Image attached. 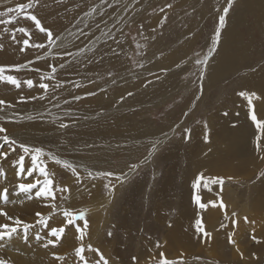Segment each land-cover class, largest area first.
Wrapping results in <instances>:
<instances>
[{
	"label": "bare ground",
	"instance_id": "obj_1",
	"mask_svg": "<svg viewBox=\"0 0 264 264\" xmlns=\"http://www.w3.org/2000/svg\"><path fill=\"white\" fill-rule=\"evenodd\" d=\"M113 1L115 4L125 3V8H121L116 17L117 23H120L124 16L132 19L145 9L147 12L148 9L147 3L142 0ZM187 1L180 0V3L184 4ZM178 2L176 1L174 6ZM234 2H236L235 10L230 12L229 21L225 18L213 56L210 61L208 60L209 62L207 61L209 65L205 79L208 82H218L227 77L238 69L239 63L244 60L246 44L244 42L241 45V37L238 36L241 34L239 29L242 26L250 34L251 40L256 32L253 28L257 30L259 36L264 37V0H234ZM28 3L31 5L34 3L27 9L36 16L43 28L51 31L53 38L50 41L45 31L44 36H36V40L29 41L33 44L39 41L43 47H40L38 55L19 63L17 56L21 53H18V50H21L20 47L23 48L25 37L18 34L17 29L8 30V33L13 34L11 43H15V47L11 48L9 53L10 55L11 52L12 55L14 53V56L7 57L8 61L5 62L7 66L1 64L0 66L19 72L30 70L34 75L29 73L24 79L28 77V80L36 85L33 83L35 94L32 95L33 90L27 87V83L23 84L22 80L19 81V88L7 82L0 83V101L5 102L0 105V117H3L0 119V128L6 129L5 132L0 133V146H2L0 151L8 153L7 158L0 159V194L7 189V201L0 198V210L32 227L26 233L21 227L10 238L0 240V260L5 261L6 264H96L102 255L108 264H159L163 253L165 259L176 261L177 264H264V172L262 171L264 170V130H258L250 116V113L255 114L258 121L264 122V59L259 66L253 67L248 75H243L239 86L234 87L235 91L228 96L233 102V107L218 101L216 110L206 115V124L196 123L191 130L188 149L184 151L179 149L184 143L183 138L177 141L174 132L175 127L182 128L184 124L181 123L185 119L182 122L173 121L169 126L168 121L164 120L166 123L159 128L150 122L147 123L148 117H145L141 110L127 109L126 112L123 109L110 112L112 108L108 109V106L116 96L125 95L141 85H144L145 91H142V95L149 93L150 97H155L156 104L168 98L173 90L181 89L183 83L177 82V76L185 70L186 63L192 61L186 60V54L193 40L181 44L183 47L179 55H176L177 53L174 55V51L164 53L163 57L141 68V71L131 70V75L127 77L128 75L124 76L127 72L124 69L128 68V59L125 55L127 43L117 34L102 30L104 25L96 26L101 29L97 41L88 42L85 37L80 40L81 42L79 41L80 44L72 41L69 46L64 47L69 36L67 30L80 20L95 19V9L98 6L81 14L83 4L88 7L86 0H0V13H4L0 19L2 21L11 19V16H14L11 14L19 5ZM136 8L130 18V12ZM169 8L167 6L164 11L167 12ZM211 8L219 12L216 6ZM8 9H13L11 14L8 13ZM103 11L104 9L101 13ZM162 13L163 11H157L152 18L153 25L151 19L146 20V25L149 24L150 28L151 25L154 26ZM24 15L25 11L14 17L21 19ZM145 16L147 19V15ZM247 16L251 22L248 21ZM28 25L32 27L35 23ZM84 43L87 47L82 46ZM90 48L97 50L100 55L97 59L108 61L106 64L116 66L118 71H122L119 72L118 82L122 80L124 84L127 83L129 89L116 92L106 90L103 84L96 80V72L99 68L97 63L89 64L84 59L82 62H77L79 64H73L90 53ZM74 49L75 51H72ZM111 49L113 53L110 56ZM75 52L77 56L73 60ZM70 54L72 56L68 57ZM6 56L3 55L2 59ZM66 58L70 63H63ZM38 64H43V67ZM40 73H43L40 80L32 79V75L37 76ZM5 75L9 74L5 73ZM40 83L47 84L48 87L41 88ZM140 92L138 93L137 89L136 93L132 95L129 93L130 98L122 104L126 101L135 103L136 98L142 96H139ZM240 93L249 95L255 93L257 98L252 100L251 107L247 96H242ZM140 98L139 100L142 99ZM259 100L263 101L259 102ZM30 109L36 112L33 113ZM207 110L205 109L206 112ZM133 115L138 118L133 120ZM187 120L190 124L193 122V119ZM203 125L210 130L207 134V142L204 138L206 131L202 132ZM69 134L71 136H68ZM5 135L17 143L11 147L5 144L2 139ZM19 144L40 148L46 154H51L60 160V165L67 161L72 166L68 167V170L61 169L59 164L57 165L47 155L40 158L49 178L53 181V197H36L35 192L39 185L29 193L20 192L17 189V182H12L16 181V178L19 179L16 174L18 172L10 166L13 160H17V156L12 155L14 152L12 149H17L19 153L22 150ZM45 146L50 149L47 150ZM147 147L149 151L143 158H138V155L136 157L138 150ZM156 153L159 159L161 156L164 168L157 188L152 191L154 198L150 203V212L147 211V219L151 227H147L145 234L138 237L134 233L135 243L130 247L128 235L133 233L134 227L128 222L129 210L119 206L117 201L125 188L129 173L138 167L141 160L143 164L154 163ZM25 156L28 158V169L31 167V155L25 154ZM113 157L119 159L118 164L113 161ZM176 158L183 159L185 166L181 164L183 167L178 168L177 165H166L167 161L172 162ZM123 161L129 162L128 165H120ZM107 164L111 165L107 166ZM258 170L262 175L256 179L254 174ZM104 173L111 175H102ZM56 176H62L65 180L60 181ZM104 176L112 179L109 189L113 198L108 202L109 208L100 211L97 207L101 202L99 200L104 199V195L100 197L101 185L106 179ZM198 176H203L204 181L194 188L193 184ZM211 177L220 178L223 183L211 188L210 183L206 182L212 180ZM36 180H43L38 171L33 172L26 183H34ZM21 181L18 180L19 183ZM76 181H78L77 186H73ZM23 182L25 183L24 180ZM203 182L207 183V187L202 184ZM120 185L123 187L120 188ZM231 186L243 190L244 195L247 196L244 202L238 203L237 196L233 201L234 191ZM173 189L178 191L175 194L176 210L171 212L169 208L174 207L167 206L166 197L168 195L169 198L171 197ZM194 196H199L201 203L207 207L200 208L195 203ZM221 202L225 205L223 209L220 207ZM116 205L119 206L117 208L120 209L121 220L108 225L106 215H113ZM64 211L73 214L86 212L87 228H84L85 221L66 225L67 218L63 215ZM37 213L48 220L47 227L38 223L41 217H38ZM232 213H236V216L233 217ZM221 217L225 218L224 222H219ZM197 219L202 221L203 228L210 233V237H205L203 233L197 231L195 223ZM233 219L237 221L235 227L232 224ZM2 224L11 225L12 221L0 216V225ZM77 226L84 231L82 239H78L80 233L76 231ZM54 227L65 229L59 241L48 235L50 229ZM107 228L114 232L108 231ZM252 228L256 230L253 236L248 231ZM117 231L119 238L121 239L122 235L125 239H121L123 245L114 238ZM239 231L240 236H238ZM37 234L40 239L36 238ZM49 239L54 240L55 243L45 247ZM89 245L93 250H89ZM78 247L84 248L82 253L85 257L84 261L75 255V249ZM57 256L64 259L58 260L55 258ZM100 264H103V261H100Z\"/></svg>",
	"mask_w": 264,
	"mask_h": 264
},
{
	"label": "rangeland",
	"instance_id": "obj_2",
	"mask_svg": "<svg viewBox=\"0 0 264 264\" xmlns=\"http://www.w3.org/2000/svg\"><path fill=\"white\" fill-rule=\"evenodd\" d=\"M86 1L88 3V7L89 6L90 7L88 8L86 6V4H83V6L81 8V9H83V11L80 13L84 14L85 11H87L88 9H91V8L94 9L96 6H98L95 9V11H96L95 16L96 17H95V19L90 18V19L80 20L79 22H77V24L72 23L74 25L71 24L72 26L67 30V33L69 34V36H68V40L65 43L64 47L69 46V44L72 41H77L79 43V41L81 39H85V37H87L85 40L88 42L97 41L96 38H98L97 36H99L101 29L96 27V26L99 24L104 25V29H102V30L108 31L110 34L111 33L117 34L118 37L124 39L127 43V52H125V55L128 59V68L124 69V70H127V72L124 74V76L128 75L127 77H129L131 75V70L141 71L143 68L149 66L151 64V62L159 60L161 57H163L165 55L164 53H171L174 51V55L176 53H177L176 55H179L180 51H181L180 49H182V47H183L181 44L184 41L188 42L190 39L193 40V42L191 43L189 50L186 54V60L187 61L192 60V61L191 62L189 61L190 63H186L185 70L182 73H179L177 76V79H178L177 82L182 81V83H183V87H181V89L178 88L177 90L175 89L176 91L173 90L172 93H170V96L168 98L163 99L161 103L156 104L157 101L155 100V97H153V98L150 97V94L148 92H147L148 94H146L147 96L142 95L143 94L142 91H144V85H141L137 89H138V93H139V91H141L139 96L142 95L141 96L142 99L140 97H138V98H136L135 103H130L129 101H126L125 104H122V102L125 101L127 98H130L129 93H131V95H132L133 93L137 92V89H132V91H129V93L127 92L125 95L123 94L120 96L119 95L116 96L114 98V101L112 102V104H110L108 106V109L112 108L110 112H118L119 110L122 111L123 109L125 111L127 109L128 110L133 109V111H135V110L140 111L141 110L140 112H144V116L148 117L147 123L150 122L154 126L155 125L159 126V128L161 126L163 127V124L166 123V121H168L167 124L169 126V125H172L171 123H173V121H181L182 122V120L185 119L183 121V123H181V124H184V125H182V128H181V126L175 127L176 131L174 132V138L177 141H179L178 139H180V138H183V140H184L183 145H181V147L179 148L180 150L182 149L184 151H187L188 144H189L188 140H189L192 128L196 126V123L202 122L203 124H206V122H205L206 115L211 114L212 112H214L216 110V108L218 106V101H220L221 103L225 102V103L229 104L231 107H233V104H232L233 102L230 99H228V96L231 94V92H234L235 89L239 86L241 80L243 79L242 77H244L243 75H248V73L253 69V67H256L257 65L259 66V63H261V60L264 59V40H263L264 37L259 36V33H257V30H255V28H253V31L254 32L256 31V32L254 34V38L251 40L250 34H248L245 27L242 26L239 29L240 30L239 33H241V34H239L238 36L241 37L240 44L243 45L245 42L246 46L244 48V60L241 63H239V68L236 69L237 71L236 70L233 71L234 73L231 72L232 73V74L230 73L231 76L228 74V76L226 75L227 77H224L223 79H221L218 82L212 83V82H208L205 79V76L208 73L207 65H209L208 62L210 61V59L213 56L212 55L213 48H215V46H216V44L213 45V37L216 34L217 27H219V17H220V15L224 14V12H223L224 8L228 7V0H188L184 4H181L180 0H147V1L142 0L145 3H147L146 4L148 6L147 12L145 9L144 11L139 13L138 15L134 16V18H132V19H129L128 16H124V19L120 23H117L116 17L119 14L121 8H125V3H122V2L120 4L117 3L118 4L117 5L114 3L113 0H86ZM131 1L132 0H129V2H131ZM176 1H179V2L176 4V6H174ZM235 3L236 2H234V0H232L231 7L229 8V11H228L229 13H227V15L225 17L227 19V21L230 20V12L232 13V11L235 10V6H236ZM167 6H169L170 8L167 12H165L164 9ZM214 6H216L219 9V12L212 10L211 7H214ZM84 8H86V9H84ZM145 8H147V7H145ZM103 9H104V11H103V13H101V11ZM136 10H137V8L130 12V18L132 17L133 13ZM157 11H163V13H162V16L159 17V20H157L156 24L154 26H152L153 25L152 18L155 15V13H157ZM1 13H3V12H1ZM30 13L31 12L29 11V9H26L24 17L21 19H17L14 17L15 15H17L16 11H14L11 14L14 16H11V19H9V20H12V23H10V24L6 23L4 26L2 25L3 23L0 24V46H2V47H0V64L1 65L7 66V64H5V62L8 61L9 56H11V57L14 56V53H13V55H12V52H11V55L9 53V50L11 48L13 49V47H15L14 46L15 43H11L10 40L12 39L11 37L13 36V34L8 33V30H14V29L18 30L19 28L26 29V31L28 32L29 35H25L23 33H20L19 31H18V34L22 35V37H25L24 40L27 39L28 41L36 40L35 39L36 36H44V32H41L39 29H37L36 26L33 25L34 22L27 18L28 14L32 15V13L31 14ZM213 14H215V15H213ZM145 15H147V17H148L147 19H146ZM86 17H87V15H86ZM247 18L249 19L248 21L251 22V19L249 18V16H247ZM150 19L152 22L151 28L149 27V24L146 25V20L150 21ZM1 22H2V20L0 19V23ZM21 22H22V27H21ZM13 23H14V25H12ZM17 23H19V24L17 25ZM28 24L33 25V26L29 27ZM81 26H82V28H81ZM34 34H36V35H34ZM108 38L110 39V37H108ZM192 38H194V39H192ZM8 40L10 42H8ZM261 40H263V41L260 42ZM5 42H7V44ZM10 43L12 45L9 47ZM40 43L41 42H39V41H37L34 44L32 42L31 43L29 42L28 45H25L23 43L24 44L23 49L25 47L24 51L18 50V53H21L19 56H17V57H19V63L26 61V60L38 55V53L41 49H40V47L36 48L33 45H41ZM18 45L19 44H17L16 47H18ZM83 45L86 46L85 43L82 44V46ZM20 48H22V47H20ZM69 51H71V50H69ZM72 51H75V49ZM249 51H251V52H249ZM89 52L90 53H88L84 58H80L79 60H77L73 64H75L77 62H82L84 59H86V61L89 64H92V63L99 64L98 71L96 72V75H97L96 80L101 82L103 84V86L105 87V89L106 90L109 89L110 92H116V91L125 90V88H128L127 83L124 84V82L122 80L120 81V83L118 82V79L120 77L119 72H122V71H118L116 66L113 67V66L106 64L108 61L104 62V61H100L99 59H97V58H100V55H98L96 49L90 48ZM260 52H261V54H260ZM112 53H113V49H111L110 56L112 55ZM116 53L117 52L115 51L114 54H116ZM246 53H248V54H246ZM3 55H7V56L2 59ZM70 56H72V54L68 55V57H70ZM76 56H77V53L75 52V54L73 56V60H75ZM205 57H207V61L209 60L206 64L205 63H199V64L197 63L198 60L203 61L205 59ZM23 58H25V59H23ZM67 58L63 61V63H65V64L70 63L69 59H67ZM77 64H79V63H77ZM30 65H32V64H30ZM188 65H189V67H188ZM242 65H243V67H242ZM38 66L43 67V64H38ZM129 67H130V69H129ZM46 68H44V69L47 70ZM245 68H249V69H245ZM240 70H242V71H240ZM9 71H11V72H9ZM5 73H8L9 75L14 76L18 81L22 80L23 84L27 83V81H28V77H27V79H24V76L25 75L29 76V73L33 74L32 72H30V70L19 72V71H16L15 69L10 70L8 68H5L4 75H5ZM201 73H203L202 76H201ZM22 74H24V75H22ZM33 75H32V79H36V80L39 79L40 80V78L43 76V73L37 74V76H33ZM0 83H3V82H0ZM33 83H32L31 87H28V85H27L28 88H31L33 90L32 95L35 94V92H34L35 90L33 89L35 87L34 86L35 83L34 84ZM41 84L42 83H40L39 86ZM210 84H211V86H210ZM176 85H177V83H176ZM12 86H14V85H12ZM234 87H236V88H234ZM3 92H5V90H3ZM26 92L28 93L29 90L27 89ZM139 98L141 100H139ZM142 101L145 104H143ZM260 101H263V100H259V102ZM148 104H149V106H148ZM78 109L80 112H82V110L79 107H78ZM205 109H208L209 111L207 110V112H206ZM28 111H29V109H28ZM30 111L31 112L33 111V113H34V111L36 112V110H32V109H30ZM140 112L138 113V115L140 114ZM166 115H167V117H166ZM132 118H133V120H135V118L137 119L138 117H135L133 115ZM168 119H170V120H168ZM187 119H190V120L193 119V122L190 124L188 122L189 120H187ZM164 120H166V121H164ZM205 126L206 125H203L202 132L205 133V131H206V133L208 134L210 132V130L208 129L207 126L206 127ZM177 128H179V129H177ZM71 135H73V134L71 133ZM71 135L69 134L68 136H71ZM44 141L50 142L49 140H44ZM45 147L47 150L50 149L48 146H45ZM148 151H149L148 147L145 149H142V150H138L136 153V157L139 156L138 158H143V156L146 153H148ZM14 152H12V155L17 156L16 157L17 160L16 159L13 160V162L10 164V166L14 169L15 172H18V173H16L17 177L19 178L18 180L19 181L22 180L21 182H23V180H24L26 183V180L29 178V176L27 175V172H26L27 165H28V158H26L25 153L23 154L22 150H20V153L17 149ZM22 154L25 157V159L23 161L24 162L23 166L25 168V171L23 173H21L19 171L20 165L18 163L19 157ZM121 154H124V153H121ZM157 155L158 154L156 153L154 160H153L154 163L143 164V163H141L142 162V160H141V162H139L138 167L136 169H134L133 171H131L132 173L131 172L129 173L128 177L126 178L127 183L125 185V188L122 190V193H121V195L117 201L119 206L125 207L129 210V212L127 213V216L129 218L128 222H129L130 226L134 227V230L132 229L133 233H130L128 235V246H130V247L134 246V243H135L134 242V239H135L134 233H136V235L138 237L139 235L145 234L144 231L147 229V227L148 228L151 227L150 221L147 219V211L150 212V203H151V200H153V198H154V194L152 195V191L154 188H157L158 181L162 176L163 168H164V163L161 160L162 159L161 156L159 159V157ZM112 159L116 164H118V162H119L118 158L113 157ZM174 160L172 162L167 161L166 165L167 166L177 165L178 168L180 166L181 167L185 166L183 164L184 163L183 159H177L176 158ZM128 163L123 161L120 165L124 164V166H125V165H128ZM56 164H55V166H56V168H58L57 167L58 164L57 165ZM110 165L111 164H107V166H110ZM59 166L61 169L68 170V167L63 166V164H61V165L59 164ZM262 171L264 172V170H262ZM15 172H14V176L16 177ZM213 174H216V173H213ZM172 175H174V174H172ZM206 175H208V174H206ZM254 175H255V178L258 179L261 177L262 173H260L258 170L257 173H255ZM210 176L216 177L215 175H210ZM56 177L60 181L65 180V178H63L62 176H56ZM22 178H24V179H22ZM105 178L106 179H104L103 184L101 185V187H102L101 192L102 193H100V197H101V195H104V199L99 200L101 202H100L99 206L97 207L98 208L97 210H100V211L108 209L109 208L108 202L112 200L111 198H113V195H111V193H110L111 190L109 189L112 185V182H111L112 179L108 178V177H105ZM175 179H177V177L173 179V182L175 181ZM18 180L16 178V181H12V182L13 183L17 182V184H20L21 182L19 183ZM206 182L210 183L211 188H212V186L219 184V183H212L211 180H207ZM137 183H140L141 185L137 184ZM77 184H78V181L74 182L73 186H77ZM202 184H205V182H203ZM105 185H107L108 187H105ZM203 186L204 185H202V187ZM122 187L123 186L120 185V188H122ZM231 188H232V191H234V192L231 191L232 193H234L233 201H234L236 196L239 200L238 203L244 202L246 200L247 196L244 195V192L241 188H239L237 186H231ZM177 191L178 190L173 189L172 193L170 194L171 197L169 198V195L166 197V200L168 199V202L166 203L167 206H172L175 208V209L169 208V210L171 212L176 210L175 202H176L177 196L175 194ZM118 205H116V207L114 208L115 211H113V215L112 214L106 215L107 216L106 224L110 225L111 222L114 224V223L119 222L121 220L120 209L117 208V207H119ZM147 220H148V222H147ZM224 221H225V218L221 217L219 222H224ZM107 230L110 232H114L112 229H109V228H107ZM248 231L250 232V234L252 236L256 232V230L253 228L248 229ZM248 231H246V233H249ZM239 233H240V231L238 232V234ZM118 234H119V231L116 232L114 238L121 245H123L121 239H123V240H125V239L123 238L122 235L120 236L121 237V239H120ZM240 235L241 234H239L238 236H240ZM257 239H258V237H257ZM231 240H232V238H231ZM252 240L256 241L255 239H252ZM202 260L203 259H201V261Z\"/></svg>",
	"mask_w": 264,
	"mask_h": 264
},
{
	"label": "snow or ice",
	"instance_id": "obj_3",
	"mask_svg": "<svg viewBox=\"0 0 264 264\" xmlns=\"http://www.w3.org/2000/svg\"><path fill=\"white\" fill-rule=\"evenodd\" d=\"M231 4H232V0H228V7L224 8V10H223L224 14L220 15V17H219V27H217L216 34L213 37V45H215L218 42V40H219L220 30H221V28L224 27L225 17L227 15L228 11H229V8L231 7ZM31 6H32L31 3L21 4L15 9V11H16L17 14H19L21 12H24L27 8H30ZM12 11H13V9H8V13L9 14ZM3 15H4V13H0V16H3ZM27 18L32 20L35 23L36 28L39 29L41 32L47 31L49 40L50 41L52 40L53 34L51 33L50 30H47V29H45V28H43L41 26V23L36 18V16L28 15ZM2 22L10 24V23H12V20L2 21ZM18 31L20 33L25 34V35H29L27 33L26 29H24V28H19ZM23 43L25 45H28L29 41L27 39H25L23 41ZM33 46H35V47H43V45H33ZM0 47H2V46H0ZM214 50L215 49L213 48V51ZM21 51H24V49L21 48ZM197 63L198 64L199 63H205L206 64L207 63V57H205V59L203 61H199L198 60ZM53 71H55V69H53ZM4 72H5V66H0V82H7V83H9L11 85H14L17 88H19L20 87V82L12 75H4ZM202 75H203V73H201V76ZM32 83L33 82L31 80L27 81V85L29 87L32 86ZM40 87L46 89L48 86H47V84H41ZM240 95L247 96L250 107H251V104H252V100L254 98H257L255 96V93H252L250 95L247 94V93H240ZM41 99H43V97H41ZM4 103H5L4 101H0V105H3ZM250 116H251V120L255 124L256 128L258 130H264V122L258 121L255 114H251L250 113ZM0 119H3V117H0ZM61 127H64V125H61ZM5 131H6V129L0 128V133L5 132ZM204 138H205V141L207 142V139H208L207 133H205V137ZM2 139H3L4 143L8 144L10 147H11V145L17 143L15 140H11L6 135L3 136ZM257 139L259 140V137H257ZM18 146H19L20 149H22L23 153L31 155V167H29L27 169V175L31 176L33 174V172L38 171L39 175L41 177H43V180L42 181L36 180L34 183H20V184L17 185V189L20 192L29 193L33 189H36L37 185H39L38 190L35 192V196L36 197H44V198L53 197V195H54L53 181L49 178V174L46 171V168L42 165V161H41L40 158L42 156L47 155L49 157V159L54 160L57 164H60L61 161L56 159L55 157L51 156V154H46L40 148H32V147L24 145V144H19ZM0 147H2V146H0ZM12 151H15V149L13 148ZM7 155H8V153L0 151V159L7 158ZM24 159H25L24 155H21L19 157V161H18V163L20 165V172L21 173H23L25 171V168L23 166ZM63 166L72 167L70 164H68L67 161L63 162ZM73 171L75 172V169H73ZM102 175H111V173H104ZM202 181H204L203 176H198L196 182L193 184V187L196 188ZM211 182L212 183H220V184H222L223 180L220 179V178H212ZM105 187H108V186L105 185ZM205 187H207V183L206 182H205ZM57 190H60V189H57ZM0 198H3L5 201H7V189L3 190V193L0 194ZM29 198L31 199V197H29ZM194 201H195L196 204L199 205L200 208H206L207 207V205L201 203V200H200L199 196H194ZM213 206L215 207L216 205L213 203ZM220 207L223 209V208H225V205L221 202ZM36 215L38 217H41V219L38 221V223H40L44 227H47L48 220L46 218L42 217V214H40V213H37ZM63 215L67 218L66 219V225H73V224H76L78 221H85L84 228H87V222L85 220L86 212L81 211L78 214H73L70 211H64ZM0 216H4L6 219L12 221L11 225H9V224L0 225V240H4L5 238H10L15 233H17L18 229H20L21 227H22V229H23V231L25 233L29 230L30 227H32L31 225L22 222L18 218L13 219L12 217L8 216L6 212H4L2 210H0ZM232 216L235 217L236 213H232ZM245 219H247V218H245ZM195 223H196V228H197L198 232L203 233V235L205 237H210V233H207L204 230L203 225H202V221L200 219H197ZM236 223H237V221L235 219H233L232 220L233 227L236 226ZM222 227H224V225H222ZM64 230L65 229L63 227H61V228H55L54 227V228L50 229L48 235L50 237H55V240L59 241L61 239V236H62V233L64 232ZM76 231L80 233V236L78 237V239H82L83 235H84V231L79 226H77ZM36 238L40 239L39 234H37ZM54 243H55L54 240L49 239L44 246L47 247L48 245H51V244H54ZM89 250H93V249H91L90 245H89ZM83 252H84V248L83 247H78V248L75 249V255L77 257H79L82 261L85 260L84 255H82ZM55 258L58 259V260H63L64 259L63 257H59V256H57ZM100 261H103V264H108V261L106 259H104V257L102 255L100 256V260L97 261L96 264H100ZM0 264H6V262L3 261V260H0ZM159 264H177V262L165 259L164 256H163V253H162L161 254V259L159 261Z\"/></svg>",
	"mask_w": 264,
	"mask_h": 264
}]
</instances>
